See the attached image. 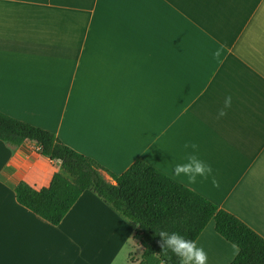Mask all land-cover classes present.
Wrapping results in <instances>:
<instances>
[{"label":"crops","instance_id":"crops-1","mask_svg":"<svg viewBox=\"0 0 264 264\" xmlns=\"http://www.w3.org/2000/svg\"><path fill=\"white\" fill-rule=\"evenodd\" d=\"M0 112L115 175L140 160L264 239V0H0ZM189 140L215 186L173 176ZM55 173L34 142L0 141V264H118L127 246L119 264H140L135 227L92 192L58 226L16 202ZM210 222L195 242L230 264Z\"/></svg>","mask_w":264,"mask_h":264},{"label":"trees","instance_id":"trees-1","mask_svg":"<svg viewBox=\"0 0 264 264\" xmlns=\"http://www.w3.org/2000/svg\"><path fill=\"white\" fill-rule=\"evenodd\" d=\"M0 141L17 147L34 142L39 153L57 161L50 185L35 190L25 182L14 189L16 202L52 226H58L81 194L94 193L117 215L135 227L133 239L143 248L140 264H178L162 252L160 231L177 232L196 241L211 220L214 231L237 249L230 264H264V239L245 223L187 187L138 160L115 175L93 159L72 150L53 133L0 112ZM103 173L113 183L107 182Z\"/></svg>","mask_w":264,"mask_h":264},{"label":"clouds","instance_id":"clouds-1","mask_svg":"<svg viewBox=\"0 0 264 264\" xmlns=\"http://www.w3.org/2000/svg\"><path fill=\"white\" fill-rule=\"evenodd\" d=\"M231 105L232 97L225 96L223 106L217 110V119L223 118ZM181 150L184 152L182 159L180 161L171 159L170 161L173 176L182 179L187 184H195L198 179H210L215 186L217 182L214 170L200 157L199 145L189 140L181 145ZM157 235L160 237L162 252L172 253L177 258L178 264H207V252L194 240L186 239L177 232L160 231Z\"/></svg>","mask_w":264,"mask_h":264},{"label":"rangeland","instance_id":"rangeland-1","mask_svg":"<svg viewBox=\"0 0 264 264\" xmlns=\"http://www.w3.org/2000/svg\"><path fill=\"white\" fill-rule=\"evenodd\" d=\"M211 224L212 223H214L213 222V220H211V222H210ZM127 250H131L130 249V246H127V247H125V249H124V251H123V253H122V255H121V257H120V260H118L117 262H119V263H121L123 260H128V258H127ZM139 251V250H138ZM131 252V251H130ZM133 252H137V251H133ZM143 255V254H142ZM138 257L139 256V254L137 253V254H133V257H131V259H129V264H130V262H133V259H135V257ZM142 257V256H141ZM127 258V259H126ZM118 263V264H119Z\"/></svg>","mask_w":264,"mask_h":264},{"label":"built area","instance_id":"built-area-1","mask_svg":"<svg viewBox=\"0 0 264 264\" xmlns=\"http://www.w3.org/2000/svg\"><path fill=\"white\" fill-rule=\"evenodd\" d=\"M55 164H58L57 161H53V160H50V165L53 166ZM158 264H168L166 261L164 260H160Z\"/></svg>","mask_w":264,"mask_h":264}]
</instances>
